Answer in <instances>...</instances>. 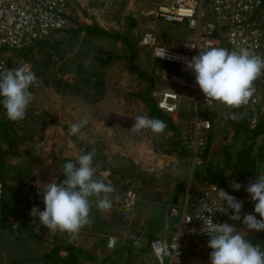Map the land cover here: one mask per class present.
Instances as JSON below:
<instances>
[{
	"label": "rangeland",
	"instance_id": "obj_1",
	"mask_svg": "<svg viewBox=\"0 0 264 264\" xmlns=\"http://www.w3.org/2000/svg\"><path fill=\"white\" fill-rule=\"evenodd\" d=\"M168 2L70 0L68 27L47 39L51 45L41 49L35 47L27 53H23L24 48L2 49V58L10 69L28 64L39 83L29 89L34 98L23 120H8L5 109L0 107V264H63L62 261L54 262L48 255L54 245L81 246L83 256L74 253L70 264H123L116 261L122 259L119 254L104 262L99 258L106 254L105 242L108 247L110 237L115 243L109 248L118 244L129 251L136 237L134 232H140V228L142 231L144 218L148 219L141 211L139 215L123 219L113 202L105 211L97 207L98 198L92 197L91 224L81 228L75 238L38 226V218L29 215L33 206L40 211L44 209L39 194L41 186L51 180L62 181V164L69 160L74 162L82 153L95 150V179L110 184L120 193L132 188L140 198L154 197L157 202H163L164 197L170 196L174 180H184L193 197L204 183L196 177L197 166L193 168L187 147V140L193 135L192 118L196 112L193 89L156 78L154 68L167 65L154 60L151 49L140 43L141 34L152 27L158 42L180 49L183 29L173 23L156 21L151 15L159 4ZM88 25H96L106 34L86 29ZM147 79L152 83L150 98L154 89L170 88L182 94L177 112L168 115L171 122L162 119L166 128L159 134L149 129L139 133L131 130L139 115L159 119L142 99ZM64 81L69 86H64ZM79 81H83L81 87L88 93L77 94L81 87L75 83ZM258 93L264 102L262 84ZM198 110L207 111L213 121L210 134H204L202 159L217 163L227 176L241 183L238 191L231 190L242 202V207L249 208V194L245 189L255 178L264 175V165L259 175L240 178L224 160V148L238 122L227 117L239 114L240 108H228L215 101L209 108L199 104L197 114ZM84 116L88 117V125L81 133L70 135L71 124ZM81 135L85 138H78ZM89 138L95 143L89 144ZM131 147L136 153L140 149V158L147 156L145 160L151 165L148 175L133 170L128 155ZM66 150L76 157H61ZM52 155H55L53 160ZM108 199L112 201V193L108 194ZM158 204L153 203L154 206ZM145 209L146 202L143 212ZM134 224L140 228L135 229ZM59 255L65 257L63 249H59Z\"/></svg>",
	"mask_w": 264,
	"mask_h": 264
},
{
	"label": "built area",
	"instance_id": "obj_2",
	"mask_svg": "<svg viewBox=\"0 0 264 264\" xmlns=\"http://www.w3.org/2000/svg\"><path fill=\"white\" fill-rule=\"evenodd\" d=\"M69 5L70 0H0V69H10L2 58L3 48L20 50L30 47L37 40H46L66 29ZM151 15L156 21L173 23L184 30L180 49L158 42L151 28L141 34L140 43L151 49L154 60L167 65L154 68L156 78L176 85H189L193 89L196 112L192 118L193 135L187 140V147L193 165H201L205 151L204 134L211 129V121L198 116L197 108L199 104L209 108L215 105V101L207 102L194 74L187 68V62L202 49L210 47L224 48L229 52L246 48L264 58V0H169L159 4ZM163 52V58L159 57ZM260 84L264 87V75L254 81L255 92L248 104L240 107L250 128L264 122V102L258 93ZM181 96L171 89H154L151 92L157 108L170 115L177 112ZM173 167L174 164L171 169ZM215 186L235 197L233 191L205 181L193 197H186L179 205L170 208V215L178 218L174 231L166 240L150 242L158 264H185L184 259L190 251L206 249L209 237L201 229L210 216L216 223L227 222L234 224L236 231L239 229V221L229 218L231 209L229 214L217 210L221 202ZM112 194V202L122 218L130 219L139 201L138 192L128 188L122 193L115 190ZM202 201L208 203L213 210L211 213L204 211ZM114 243L115 239L110 237L108 247ZM132 243L137 245L138 240Z\"/></svg>",
	"mask_w": 264,
	"mask_h": 264
},
{
	"label": "clouds",
	"instance_id": "obj_3",
	"mask_svg": "<svg viewBox=\"0 0 264 264\" xmlns=\"http://www.w3.org/2000/svg\"><path fill=\"white\" fill-rule=\"evenodd\" d=\"M158 56L163 58L164 52ZM187 68L194 74L207 102L219 101L228 108H239L248 104L255 92L254 81L264 75V58L246 48L229 52L224 48L210 47L193 56L187 62ZM38 83L37 76L28 65L0 69V105L5 109L8 120L16 122L25 118L26 110L34 98L29 89L38 86ZM227 118L239 120L242 116L233 113ZM134 121L131 130L135 133L149 129L159 134L166 128L164 121L146 115H139ZM88 123V117H82L71 124L69 134L81 133ZM78 138L85 137L81 135ZM88 143L94 144L95 140L89 138ZM94 156L93 149L78 155L74 162L69 160L63 163L60 171L64 179L60 183L53 180L41 186L39 194L42 195L44 209L40 211L33 206L29 212L30 216L38 218V226L75 238L81 228L91 224L92 197L98 198L99 209L107 211L111 208L112 201L108 199V194L115 189L94 178ZM230 186L236 191L242 187L241 183L235 181ZM215 190L221 202L217 210L229 214L228 210L231 209L229 218L240 221L242 202L223 189L215 186ZM245 191L250 201L255 202L253 213L259 214V219L253 213H248L243 215L242 223L247 230H264V175L250 182ZM201 206L204 211H213L206 202L202 201ZM201 231L209 237L207 246L212 250L209 253L210 264H264V251L260 245L253 244L236 232L234 224L216 223L210 216L202 224Z\"/></svg>",
	"mask_w": 264,
	"mask_h": 264
},
{
	"label": "crops",
	"instance_id": "obj_4",
	"mask_svg": "<svg viewBox=\"0 0 264 264\" xmlns=\"http://www.w3.org/2000/svg\"><path fill=\"white\" fill-rule=\"evenodd\" d=\"M176 26L179 27L178 25H176ZM150 28L152 29V27H149V29ZM152 30L154 31V29H152ZM155 35H156V33H155ZM183 38H184V30H183L182 40H183ZM167 46H169V45H167ZM170 47H172V46H170ZM178 86H181V85H178ZM168 89H170V88H168ZM193 95L194 94L192 93V96ZM194 106H195V102L193 103V109H194ZM240 111H241V109H240ZM161 112L167 116L168 115L170 116V114H166L163 111H161ZM201 113H203V114H198V116L203 117V118H205V117L209 118V116L207 115V111L203 110V112H201ZM171 115H173V114H171ZM211 130H212V124H211V129L208 130L206 133L209 135ZM139 150L140 149H138L137 153L135 152V149L133 147H131V149L128 150V155L132 159V168L134 171H136L138 173L143 172L144 174L148 175L149 174V168L151 167V165L149 164L148 161L145 160V158L147 156L142 157V158H140L138 156ZM61 157L71 158V157H76V156H72L71 151L66 150L61 154ZM53 158H55V155H52L51 160H53ZM109 160L110 159L107 160L108 163H110ZM191 160H192V156H191ZM114 165L116 166V165H118V163H116ZM192 165H193V160H192ZM202 165L203 164L193 165V168L197 166L196 171H195L196 173L202 167ZM104 168H106V166H104ZM108 168H109V166H108ZM200 178L203 179L202 177H200ZM52 181L53 180H51V182ZM179 181H183L184 185H183V187L180 186L179 188L182 187L181 191L177 192L176 186H178ZM205 181L206 180L203 179V182H205ZM46 183H48V182H46ZM222 188H224V187H222ZM231 189L228 191H232ZM169 194H170L169 197H164L163 202L162 201L157 202L154 199V197H148V198H140L139 197V201L136 203V207H135V210H134L132 216L133 215H139L140 211H141L144 217H145V215L148 216V219H146V217L144 218L145 224H144V226H142V228H143L142 231H141V228L137 226V224L132 225L135 229L140 228V232H138V231L134 232L136 237L132 239V241L138 240V244L133 245V243H132L128 249L129 251H127V247L121 246L118 244H116V246H114V248H109L106 246V242H105V248H107V250H105L104 252L106 254H103L99 258V260L101 262H104L105 260L110 258L112 255L119 254V258L122 256L121 257L122 259L121 260L117 259L116 261L117 262L121 261L123 264H126V263H129V264H158L156 261V257L154 256V254L152 253V251L150 249V242L154 239H165V240L168 239L169 234L174 231L175 223L178 220L177 217H172L170 215V213H169L170 208L173 206L179 205L186 197H191L189 188H187L184 180H174V183L171 186V191ZM175 196H177V197L174 199ZM248 199H250V198H248ZM173 200H175V201H173ZM246 201H248V200L246 199ZM145 202H146L147 209H145L146 212L145 211L143 212ZM248 202L250 204L249 208H246L244 206L241 209V220L239 221L240 227H239L237 232L239 234H241L246 240L251 241L252 238L254 237L256 231L254 232L253 230H247V228L242 223V219H243L244 214L253 213V208H254L255 202H253V201H251V202L248 201ZM153 203H156V204L163 203V204H165L166 207L162 204H160V205L158 204V206H154ZM150 210L153 212H151ZM253 214L256 215L257 219H259V214H255V213H253ZM242 225H243V227H242ZM77 246H79V247L78 248L75 246H63V247H71V248L75 247L76 249H78L80 251L79 254L81 256H83L84 253H82L80 250L81 246L80 245H77ZM83 247H84V245H83ZM61 249L64 250L65 258H68L69 260L73 256V253H75L73 251H68L67 248L66 249L61 248ZM211 251L212 250L208 246L206 249H204L203 251H200V252L190 251L188 253V255L185 257L184 263L185 264H210L209 253ZM87 260H90V259H87ZM68 264H70V261Z\"/></svg>",
	"mask_w": 264,
	"mask_h": 264
},
{
	"label": "trees",
	"instance_id": "obj_5",
	"mask_svg": "<svg viewBox=\"0 0 264 264\" xmlns=\"http://www.w3.org/2000/svg\"><path fill=\"white\" fill-rule=\"evenodd\" d=\"M86 29L99 32L101 34H106L102 28L94 25V26H85ZM51 45L49 41L46 40H37L32 46L24 48L23 53L31 52L35 47L43 48ZM132 45V44H131ZM53 47V46H52ZM50 48V47H49ZM134 53V51H133ZM106 61V60H105ZM133 66V65H132ZM79 80V79H78ZM77 80V81H78ZM61 81V80H60ZM83 81L76 82L75 84L79 87L82 86ZM64 86H69V83L63 82ZM152 87V83L150 79H147V86L145 87L143 93H142V99L147 103L149 109L151 112L157 116L160 120H165L168 123L171 122V119L169 116L163 114L160 109L157 108L155 102L150 98L149 92ZM66 91V90H65ZM88 93L86 90H83V87L79 88L77 90V94H86ZM199 111V110H198ZM203 112V111H202ZM200 114L201 111H199ZM242 118L238 120L236 127L233 131V134L231 136L229 144L224 148V160L227 165H230L232 168V172L234 175L238 177H253L256 175H259L263 169L264 165V122H260L256 127L250 128L248 126L247 121L243 118V112L240 111L239 113ZM210 121L211 118L209 117ZM211 124H213V121H211ZM1 126V125H0ZM204 155V154H203ZM202 155V157H203ZM262 162L261 165H259V162ZM202 167L198 170L196 177H202L204 180L216 183L224 189L230 190L232 187L230 186L231 182L233 181L232 178L227 176L220 167L212 162V161H204L202 159ZM1 166V165H0ZM2 177V172L0 168V179ZM61 182V181H60ZM58 182V183H60ZM184 183L183 181L178 182L177 192L181 191V188L183 187ZM182 186L181 188H179ZM179 194V193H178ZM177 194V195H178ZM177 196L174 197V199ZM175 201V200H173ZM251 242L253 244H259L261 247V250L264 251V231H256L254 237L252 238ZM64 248L68 249V251H73L75 253H80L78 249L75 247H57L54 245L52 250L48 253L49 257L54 262H61L63 264H68L69 259L68 258H61L59 255V249ZM73 255H75L73 253Z\"/></svg>",
	"mask_w": 264,
	"mask_h": 264
}]
</instances>
